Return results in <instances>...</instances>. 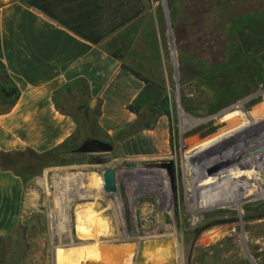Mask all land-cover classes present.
<instances>
[{"label": "rangeland", "instance_id": "rangeland-1", "mask_svg": "<svg viewBox=\"0 0 264 264\" xmlns=\"http://www.w3.org/2000/svg\"><path fill=\"white\" fill-rule=\"evenodd\" d=\"M145 1L146 13L132 25L135 42L123 54V63L150 79L158 100L140 105L136 123L122 137H105L114 147L111 152H62L44 171L34 166L25 170L32 180L31 206L14 245L0 243V264H264V196L238 210L202 211L201 234H194V219L186 217L187 192L195 195L216 180L239 174L248 183L243 189L258 193L250 184L264 177V164L258 163L264 157V83L258 74L245 75V82H236L232 93L237 95H225L219 83H211L214 92L206 91L200 81L202 63L214 66L223 43L188 33L181 46L192 54L188 60L193 70L182 73L169 0ZM174 2L179 26L187 32L194 21L200 28L218 21L212 0ZM230 2L238 16L264 11V0ZM162 120L170 129L168 150L142 155L130 150L140 134L156 129ZM132 134L138 136L129 140ZM164 164H170L171 172ZM113 166H118V190L107 194L101 174ZM86 217L95 226H85ZM173 234L176 240L169 237ZM198 236H204L200 246ZM123 244V258L88 250Z\"/></svg>", "mask_w": 264, "mask_h": 264}, {"label": "crops", "instance_id": "crops-1", "mask_svg": "<svg viewBox=\"0 0 264 264\" xmlns=\"http://www.w3.org/2000/svg\"><path fill=\"white\" fill-rule=\"evenodd\" d=\"M152 100H158L157 88L124 70L104 45L79 38L22 0H0V243L14 245L25 227L32 201V180L25 170L44 171L41 155L73 137H87V127L68 112L82 116L99 105L96 132L106 140L122 137L136 123L128 106ZM160 129L165 130V149L156 151ZM169 130L162 120L154 130L132 134L129 140H141L125 150L162 153L168 150Z\"/></svg>", "mask_w": 264, "mask_h": 264}, {"label": "trees", "instance_id": "trees-1", "mask_svg": "<svg viewBox=\"0 0 264 264\" xmlns=\"http://www.w3.org/2000/svg\"><path fill=\"white\" fill-rule=\"evenodd\" d=\"M217 8L218 21L209 23L204 28L194 21L189 24L188 32L179 26L178 17L180 11L175 8L174 0H169L171 21L174 25L179 67L182 73L191 70V62L188 60L192 54L183 51V40L187 39L188 33L205 34L217 44L223 43L216 53L214 66L202 63L200 81L206 91H213V84L219 83V90L225 91V95H237L234 90L238 83L244 81V76L259 75L264 83V11L252 12L246 15H235L230 9V0H212ZM27 7L39 11L50 20L74 33L79 38L93 44L104 45L111 55L122 61V68L146 85H153L150 79L144 77L133 67L123 63V54L135 42L136 31L133 23L141 19L147 10L145 0H22ZM221 7L220 11L219 8ZM188 27V26H187ZM190 30V31H189ZM247 50V51H244ZM259 68L257 69L253 68ZM253 68V69H252ZM199 75V74H197ZM187 100V97L183 98ZM160 100V98H159ZM163 103L168 100L164 97ZM58 108L64 111L63 104L58 103ZM81 104L79 105V107ZM128 110L140 115L142 108L138 104L128 106ZM68 112V111H67ZM77 117L78 123L87 130V137H73L60 147L40 156L41 164L50 165V161L62 152L68 153L77 149L83 142L91 138H99L97 117L100 114V106L87 109L84 115L77 112H68ZM166 115H170L166 112ZM84 118V121L82 120ZM149 128V125L146 126ZM55 157V158H54Z\"/></svg>", "mask_w": 264, "mask_h": 264}, {"label": "bare ground", "instance_id": "bare-ground-1", "mask_svg": "<svg viewBox=\"0 0 264 264\" xmlns=\"http://www.w3.org/2000/svg\"><path fill=\"white\" fill-rule=\"evenodd\" d=\"M154 146H155V150L156 151H163L165 149V130L164 129H160L156 133V135L154 137ZM263 156H261V157H263ZM254 162H256V161H254ZM258 163H261V165H263L264 164V157L259 159ZM258 163H254L253 165L258 164ZM249 169H246V170H249ZM257 172L253 171L251 173L255 174ZM263 184H264V177H261V176L257 177V181L255 183L250 184V185H251V187L252 186L256 187V189H258L259 191H258V193L250 194V193H248L247 191L244 190L245 188H247L246 186H248V183L245 182L243 180V177L238 174V175H232L231 177H228V178H225V179H222V180H216V182L214 184H212V185L210 184L211 185L210 187L203 188L202 190H200L195 195H194L195 191H192V190L188 191L187 192L188 193L187 200H186L187 201V207H188V213L186 214V217L187 218L188 217H191V218L193 217V219H194L193 220V222L195 223L194 224V229H193L194 234L197 235V234H201L202 233V230H198L197 229V227L202 223V221L205 220L204 219L205 218L204 217L205 213H201L202 211H207V210L210 211V209L211 210L215 209L214 211H220V210H224V209L225 210L226 209H228V210H235V209L238 210V208H240L243 204L249 203L251 201H256L258 198H261L262 196H264V186H263V188H261L260 186H256V185H263ZM212 188L214 189V192L211 194L210 192H211ZM237 192L241 193V198H238V199L235 198ZM205 194H207V195L205 196ZM203 196H205V197L201 198V199H197L198 197H203ZM93 222H94V220L89 218V217H86L85 220H82V223L85 226H88V227H90V224L95 226V224H93ZM169 237L171 239H175L176 240L177 234H173L171 236L169 235ZM218 237H220V236H218ZM152 238L153 239L155 238V240H157V239H161L163 237H159V236L155 237L154 236ZM184 238H186V237H184ZM203 238H204V236H202V237L198 236L195 239V242L200 246V244L204 243ZM231 241L233 242V240H231ZM234 244H235V242L233 243V245ZM229 245H231V244H229ZM101 246L99 245L98 247H93V248L89 247L88 250L91 251V252H93V251L96 252V250L97 251L98 250L107 251V254L108 253H110V254L115 253L116 255H114V256L122 257V258L124 256V254L126 253V246H124V244H123V247H113V248L112 247H109V248L106 247L105 248V247H101ZM88 250H86V251H88ZM80 251L82 253L83 250H80ZM76 254H78V253H76ZM192 257H193V255H192ZM168 259H170V258H168ZM235 259L236 258H234V260ZM114 260H115V257H114Z\"/></svg>", "mask_w": 264, "mask_h": 264}, {"label": "water", "instance_id": "water-1", "mask_svg": "<svg viewBox=\"0 0 264 264\" xmlns=\"http://www.w3.org/2000/svg\"><path fill=\"white\" fill-rule=\"evenodd\" d=\"M113 145L107 141L91 138L83 142L77 149L73 150V153L82 154H95V153H107L113 150ZM171 172L170 164H164ZM117 170L118 166H113L111 168H105L102 170V181H103V191L107 194L115 193L118 190L117 187Z\"/></svg>", "mask_w": 264, "mask_h": 264}]
</instances>
